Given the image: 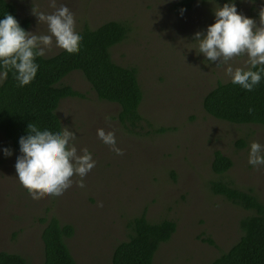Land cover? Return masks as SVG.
<instances>
[{"label": "rangeland", "instance_id": "obj_1", "mask_svg": "<svg viewBox=\"0 0 264 264\" xmlns=\"http://www.w3.org/2000/svg\"><path fill=\"white\" fill-rule=\"evenodd\" d=\"M7 1L30 20L29 31L47 32L32 9L51 13L52 0ZM179 1L56 0L57 7L67 4L74 13L79 32L108 21L130 25L128 38L110 51L115 63L138 71L144 121L136 133H129L117 120L119 105L100 100L81 71L70 73L62 83L83 97L63 99L58 115L76 134L77 148H88L96 164L83 178V188L76 183L80 177L74 176L61 195L38 199L19 183L14 168L19 151L0 133V252L42 264L40 218L45 216L75 227L67 243L78 264H112L114 247L130 235L129 222L143 213L152 222L169 219L177 224L171 240L155 253L154 264H209L238 241L240 220L253 212L214 194L211 183L223 178L239 189H252L264 201V165L254 168L248 163L250 142L264 144V126L232 124L205 112L204 96L230 77L223 65L217 67L196 52L193 34L214 22L212 10L223 2L197 1L181 14L175 9ZM235 2L237 11L259 24L262 0ZM61 50L53 41L44 56ZM246 59L234 57L230 63L247 67ZM161 127L169 130L157 132ZM97 128L115 133L122 155L101 142ZM5 147L11 156L3 154ZM216 151L233 161L223 175L212 169Z\"/></svg>", "mask_w": 264, "mask_h": 264}, {"label": "trees", "instance_id": "obj_2", "mask_svg": "<svg viewBox=\"0 0 264 264\" xmlns=\"http://www.w3.org/2000/svg\"><path fill=\"white\" fill-rule=\"evenodd\" d=\"M225 0H181L176 10L191 9L195 2ZM11 13L26 30L30 20L20 17L16 6L0 0V16ZM78 50H61L53 56L38 57L35 78L21 87L11 72L0 84V133L19 151L18 139L27 132V125L35 123L41 129H59L62 126L58 108L63 99L83 97V94L62 81L73 71H81L100 100L118 104L117 120L129 133H136L144 121L140 113L143 91L135 67L115 63L111 48L124 42L131 33L126 22L108 21L97 28L85 26ZM203 108L210 116L232 124L264 126V77L252 91H247L231 80L219 82L203 98ZM251 109V111H249ZM161 127L159 133L168 131ZM240 146L245 142L240 141ZM233 167L230 157L221 151L214 153L212 169L223 175ZM214 194L252 211L240 220L242 235L226 252L209 264H264V201L252 189L242 190L231 181L219 178L211 183ZM44 224L41 239L44 247L42 264H78L67 241L74 237L75 227L62 224L55 216L40 218ZM127 240L119 242L113 250L112 264H154L159 247L169 242L177 230L173 220L149 221L145 213L132 219ZM215 245L211 239H206ZM0 264H28L17 253L0 252Z\"/></svg>", "mask_w": 264, "mask_h": 264}, {"label": "clouds", "instance_id": "obj_3", "mask_svg": "<svg viewBox=\"0 0 264 264\" xmlns=\"http://www.w3.org/2000/svg\"><path fill=\"white\" fill-rule=\"evenodd\" d=\"M248 2L254 4L256 0ZM51 6L54 8L51 13L32 9L37 23L46 25V33L26 30L11 13L0 16V80L11 72L19 86L29 84L39 68L37 58L45 55L53 41L66 52L78 50L82 34L76 30L74 13L67 4L57 7L56 0H52ZM183 11L182 8L181 14ZM212 11L214 22L193 34L198 48L195 50L205 60L216 62L215 66L223 65L232 84L252 91L264 77V0L258 13L259 24L237 11L235 0H225ZM241 56L247 57V67H234L230 61ZM96 135L117 155L123 154L112 130L97 128ZM75 140L76 134L66 125L59 129H41L31 122L27 125L26 134L18 139L19 154L14 168L19 183L31 198L61 195L72 186L74 176L80 177L77 186L84 187L83 178L95 167L96 161L88 148L78 149ZM2 151L5 156L13 154L7 147ZM248 163L254 168L264 165V144L250 142Z\"/></svg>", "mask_w": 264, "mask_h": 264}]
</instances>
